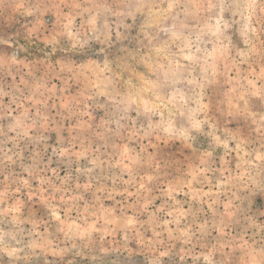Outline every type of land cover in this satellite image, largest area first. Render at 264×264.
Instances as JSON below:
<instances>
[{"label":"clouds","instance_id":"9594fccd","mask_svg":"<svg viewBox=\"0 0 264 264\" xmlns=\"http://www.w3.org/2000/svg\"><path fill=\"white\" fill-rule=\"evenodd\" d=\"M0 264H264V0H0Z\"/></svg>","mask_w":264,"mask_h":264}]
</instances>
